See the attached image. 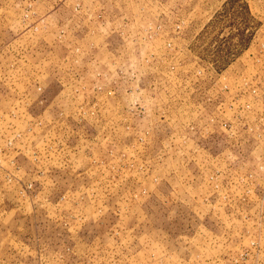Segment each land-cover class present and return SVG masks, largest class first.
Segmentation results:
<instances>
[{
  "label": "rangeland",
  "instance_id": "rangeland-1",
  "mask_svg": "<svg viewBox=\"0 0 264 264\" xmlns=\"http://www.w3.org/2000/svg\"><path fill=\"white\" fill-rule=\"evenodd\" d=\"M243 1L0 0V264H264Z\"/></svg>",
  "mask_w": 264,
  "mask_h": 264
},
{
  "label": "trees",
  "instance_id": "trees-1",
  "mask_svg": "<svg viewBox=\"0 0 264 264\" xmlns=\"http://www.w3.org/2000/svg\"><path fill=\"white\" fill-rule=\"evenodd\" d=\"M224 5H225V9L228 10V7L231 8V7H234L236 5V0H226ZM238 7H240L242 9L241 13H242L243 17L244 16L245 17L248 16L250 18L253 17V15L251 14L250 8H249V4H248L247 1H243L242 0V3ZM259 26H260V23L258 22L256 24L254 30L257 29ZM249 32L250 33L248 34V36L246 38L241 36V41H242V39H243V41L241 43H239L240 52L243 51L245 48H248L250 46V44H251L252 36H253V30L249 31Z\"/></svg>",
  "mask_w": 264,
  "mask_h": 264
},
{
  "label": "crops",
  "instance_id": "crops-1",
  "mask_svg": "<svg viewBox=\"0 0 264 264\" xmlns=\"http://www.w3.org/2000/svg\"><path fill=\"white\" fill-rule=\"evenodd\" d=\"M97 1H99V0H97ZM176 161V160H175ZM174 162V161H173ZM158 193H159V191H158V189H157V192H153V194H155L156 196H158Z\"/></svg>",
  "mask_w": 264,
  "mask_h": 264
}]
</instances>
